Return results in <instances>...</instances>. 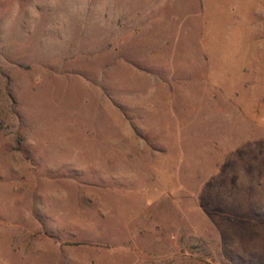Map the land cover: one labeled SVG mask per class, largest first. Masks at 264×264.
I'll use <instances>...</instances> for the list:
<instances>
[{
    "label": "rangeland",
    "instance_id": "1",
    "mask_svg": "<svg viewBox=\"0 0 264 264\" xmlns=\"http://www.w3.org/2000/svg\"><path fill=\"white\" fill-rule=\"evenodd\" d=\"M0 264H264V0H0Z\"/></svg>",
    "mask_w": 264,
    "mask_h": 264
}]
</instances>
